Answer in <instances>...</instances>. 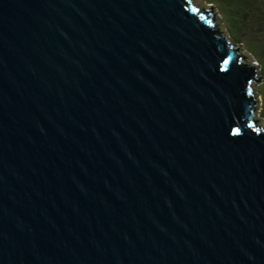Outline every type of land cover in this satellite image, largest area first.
Here are the masks:
<instances>
[{"label":"water","instance_id":"1","mask_svg":"<svg viewBox=\"0 0 264 264\" xmlns=\"http://www.w3.org/2000/svg\"><path fill=\"white\" fill-rule=\"evenodd\" d=\"M193 0H0V264H264V126Z\"/></svg>","mask_w":264,"mask_h":264},{"label":"rangeland","instance_id":"2","mask_svg":"<svg viewBox=\"0 0 264 264\" xmlns=\"http://www.w3.org/2000/svg\"><path fill=\"white\" fill-rule=\"evenodd\" d=\"M193 2L197 7L208 11H211V8L213 7L214 12L216 13V23L219 30L227 36L233 46L237 48L240 47V52L244 55L243 61L258 66L259 74L257 75V78L264 77V31L261 34L259 30L260 26L256 24V27H254L249 24V30L245 29L244 34L242 32V35L236 34V36L234 35L235 30L231 24V19L217 2H211L210 0H193ZM256 42L260 44L261 48H256L254 46ZM253 89L256 99L259 100L256 112L257 118L259 119L260 124L264 126V117L261 115L264 99V78H261V81H255Z\"/></svg>","mask_w":264,"mask_h":264},{"label":"trees","instance_id":"3","mask_svg":"<svg viewBox=\"0 0 264 264\" xmlns=\"http://www.w3.org/2000/svg\"><path fill=\"white\" fill-rule=\"evenodd\" d=\"M217 2L220 7L226 11L234 27V35L244 34L245 29L249 30L250 25L256 27L258 24L261 34L264 31V0H210ZM236 35V36H237ZM253 45V44H252ZM256 48H261L260 44H254ZM261 115L264 117V99L261 109Z\"/></svg>","mask_w":264,"mask_h":264}]
</instances>
